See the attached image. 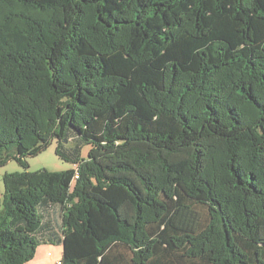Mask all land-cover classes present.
Instances as JSON below:
<instances>
[{
    "label": "trees",
    "instance_id": "obj_1",
    "mask_svg": "<svg viewBox=\"0 0 264 264\" xmlns=\"http://www.w3.org/2000/svg\"><path fill=\"white\" fill-rule=\"evenodd\" d=\"M12 158L0 264H264V0H0Z\"/></svg>",
    "mask_w": 264,
    "mask_h": 264
},
{
    "label": "rangeland",
    "instance_id": "obj_2",
    "mask_svg": "<svg viewBox=\"0 0 264 264\" xmlns=\"http://www.w3.org/2000/svg\"><path fill=\"white\" fill-rule=\"evenodd\" d=\"M57 143L53 142L46 150L39 154L28 157L30 172L48 170L50 172H63L74 168L75 166L64 161L56 154ZM89 147H84L82 154L87 157ZM24 168L14 159H10L5 165L0 166V194L5 192L4 176L8 173L22 172ZM63 247L61 245H42L39 247L35 258L27 264H57L61 260Z\"/></svg>",
    "mask_w": 264,
    "mask_h": 264
},
{
    "label": "built area",
    "instance_id": "obj_3",
    "mask_svg": "<svg viewBox=\"0 0 264 264\" xmlns=\"http://www.w3.org/2000/svg\"><path fill=\"white\" fill-rule=\"evenodd\" d=\"M77 178H78V176H77ZM57 264H61V261H58V263Z\"/></svg>",
    "mask_w": 264,
    "mask_h": 264
},
{
    "label": "clouds",
    "instance_id": "obj_4",
    "mask_svg": "<svg viewBox=\"0 0 264 264\" xmlns=\"http://www.w3.org/2000/svg\"><path fill=\"white\" fill-rule=\"evenodd\" d=\"M59 261H61V260H59Z\"/></svg>",
    "mask_w": 264,
    "mask_h": 264
}]
</instances>
